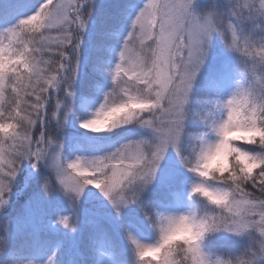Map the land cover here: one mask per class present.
I'll return each mask as SVG.
<instances>
[{
  "label": "snow or ice",
  "instance_id": "1",
  "mask_svg": "<svg viewBox=\"0 0 264 264\" xmlns=\"http://www.w3.org/2000/svg\"><path fill=\"white\" fill-rule=\"evenodd\" d=\"M0 264H264V0H0Z\"/></svg>",
  "mask_w": 264,
  "mask_h": 264
}]
</instances>
